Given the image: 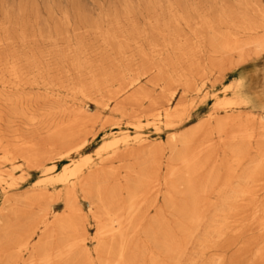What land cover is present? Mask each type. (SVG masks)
Masks as SVG:
<instances>
[{"label": "bare ground", "instance_id": "6f19581e", "mask_svg": "<svg viewBox=\"0 0 264 264\" xmlns=\"http://www.w3.org/2000/svg\"><path fill=\"white\" fill-rule=\"evenodd\" d=\"M258 1L245 0L243 7L237 9L213 0L206 7L185 0H167L165 10L153 15L152 10L160 5L159 0H147V9L152 11L155 20L152 31L158 35L149 46L162 56L158 62H150L122 79L115 88L111 87V79L105 72L90 65L87 68L78 57L71 60L70 65L85 68V77L68 82L70 73L65 61L56 63L55 69L51 67V58H45L42 50L30 46V38L34 35L25 27L19 32H11L6 27L0 32V188L5 192L17 188L27 179L29 168L39 174L32 192L25 197L28 201L26 209L6 210L9 199L0 207V223H3L0 264H97L94 253L102 264H138L144 250L137 243L130 244L128 236L137 233L135 227L143 228L145 216L142 214L136 220L135 213L155 187L154 182L159 181L162 170L165 169L166 176L159 186L166 188L165 204L183 219L192 223L198 221L196 195L209 190L207 184L211 176L200 186L196 184L195 176L215 151L210 142L215 134L223 142L226 169L217 193L253 194L246 182L248 178L254 181L264 173L262 162L254 166L239 188H232L231 183L236 177V169L246 161L250 150L255 151L259 159L264 157V115L259 119L244 115L243 109L249 105V100L241 94L240 81L225 85L223 92L230 90V95L211 94L215 97L212 108L193 132L180 135L175 130L191 118L192 103L187 97L203 92L209 76H213V84L222 78L214 72L217 57L249 44L264 50V8ZM135 14L134 7L125 3L123 11L114 13L113 18L117 22L120 16L131 18ZM6 20L11 21L8 16ZM86 23L89 28L101 30L98 21ZM182 24L189 28V35L182 32ZM116 32L104 31L101 34L104 43L114 47ZM131 33L138 35L139 27L133 24ZM135 40L131 42L138 43ZM126 41L116 45L117 49H124L129 40ZM21 46L23 49L20 50ZM79 46L81 50L85 48L83 44ZM140 51L149 58L143 49ZM165 76L170 80L159 83ZM143 78L146 79L144 83ZM147 83L153 88L148 89ZM155 86L160 88L157 93ZM33 88L43 91L34 100L27 93ZM208 94L205 92L204 97ZM39 99L46 104L40 122L47 133L43 140L34 134H25L21 129V125L33 124L38 119L33 113L32 101ZM71 101L79 102L69 110L67 104ZM87 101L98 109L96 114L88 115ZM103 110L128 116L127 124L134 129L135 135L120 129L96 149L97 162L87 155L74 160L72 155L81 154L89 144L87 135L97 134L95 129L88 131L87 128H94L102 120L99 114ZM143 116H151L162 123V126L159 122L154 124L156 131L173 130L167 146L160 142L151 144L144 136L141 131ZM252 122L257 126L254 127ZM111 126V129L119 128L120 122H112ZM177 143L183 148L178 149ZM166 151L170 153L167 159ZM130 156H142L144 160L138 163L135 181H127L125 198L120 199L117 186L107 184L115 175L114 170L105 168ZM64 159L71 163L59 169L58 162ZM16 169L23 171L18 178L14 177ZM213 178L212 183H215L220 176ZM180 184H184L183 190L179 189ZM80 191L89 199V206L95 204L100 210L92 236L89 228L77 220ZM180 193L187 197L183 203L177 198ZM58 201L65 207L60 216L54 210V203ZM250 202L254 203L255 213L264 216V202L256 204L253 198ZM151 225L159 235L158 243L169 253L167 257L175 259L181 242L167 230L160 212ZM177 225L179 230L188 233L183 224ZM52 237H55L54 241ZM91 240L96 243L95 252L88 247ZM26 254L29 259L25 258ZM166 259V256L160 261L151 257L150 262L168 264Z\"/></svg>", "mask_w": 264, "mask_h": 264}, {"label": "rangeland", "instance_id": "374dc122", "mask_svg": "<svg viewBox=\"0 0 264 264\" xmlns=\"http://www.w3.org/2000/svg\"><path fill=\"white\" fill-rule=\"evenodd\" d=\"M146 1L0 0V32L4 31L6 27L11 32H19L22 27H25L29 34L34 35L30 38V46L33 45L36 49L42 50L46 55L45 58L50 57L53 64L51 67L55 69L56 63L65 61L70 73L67 77L68 82L85 77L83 75L86 71L85 68L78 69L70 65L71 60L78 57L84 61V65H90L93 69H101L105 72L111 79V87L115 88L122 79H127L128 76L149 65L150 62H158L157 60L162 56L149 46L152 40L158 38L157 33L152 31L155 20L152 18L151 12L153 11L154 15L165 10L167 0H159L160 5L155 6L152 11H148ZM185 1L196 2L202 7H206L212 0ZM213 1L241 9L245 0ZM258 2L264 8V0ZM125 3L133 6L136 14L131 18L120 16L115 22L114 13H121ZM6 16L11 21H7ZM88 20L100 22L101 30L89 28L86 23ZM133 24L139 27L140 31L135 36L131 33ZM180 27L183 33L189 35L190 30L187 26L182 24ZM106 30L117 31L113 40L114 47L105 44L102 39L101 34ZM132 39H136L135 41L138 43L131 42ZM126 40H129L128 45L122 50L117 49L116 45L124 44L127 42ZM81 44L85 46L82 50L79 49ZM21 49L23 46L20 47ZM140 49L148 54V59L142 55ZM215 60L217 62L214 70L215 75L219 74L222 78L213 84V76H209L210 79H207L203 92L187 97V101L192 103L191 118L175 130L180 135L193 132L207 118L215 101L212 93H216L217 96L230 95L231 91L223 92V88L236 80L241 82V94L249 100V105L243 109L244 115L258 117V119L264 115V50L254 44H249L239 50L219 56ZM182 66L188 67L187 65ZM169 80V77L165 76L161 78L159 83L165 84ZM144 82H146L145 78L142 79V83ZM146 86L148 89L153 88L148 83ZM154 88L156 93L159 92L158 86ZM205 92H209L206 97H204ZM27 93L34 100L43 91L33 88ZM104 94L105 96L108 95L106 89H104ZM78 102H69L67 104L69 110L74 109ZM32 103L35 106L34 109L36 108L33 109V113L37 115L38 119L33 124L21 125V129L25 134H34L37 139L43 140L47 133L40 122L43 120L41 114L46 109V104L42 99L32 101ZM147 104L145 103L144 106ZM86 107H88V115H94L98 111L91 101H87ZM99 115L102 120H99L94 128L90 126L87 128L88 131L95 129L97 134L93 136L92 133H89L87 135L90 139L89 144L81 154L72 155L74 160L79 159L81 155H87L97 162L96 149L104 139L117 134L120 129L129 132L132 136L135 135L134 129L127 124L128 116H121L120 113H109L104 110ZM141 120L144 124L141 131L149 142L151 144L160 142L163 146H167L173 130L162 128L156 131L154 124L159 120L151 116H143ZM117 121L120 122V127L111 129L113 127L111 123ZM256 124V122H252L254 127L257 126ZM159 125L162 126V123L159 122ZM198 137L201 138L200 135H197ZM210 142L214 145L215 151L195 176V182L198 186L204 183L208 176H211L209 184H207L209 190L203 194L198 192L196 195L199 208L198 221L192 223L190 220L183 219L165 204L166 188L164 185L159 186V182L166 176L165 169L162 170L159 181L154 182L155 187L148 192L146 201L139 206L135 213L136 220L142 214L145 216L143 228L140 230L139 227H135L134 230L137 233L133 234L132 232L128 236L130 244L137 243L144 250L138 264H151V257H156L160 261L165 259V256L168 264H264V216L255 213L254 203L250 202L251 198L257 202L256 204L264 202V173L257 176L254 181L248 178L246 186L252 188L253 194L235 196L230 191L217 193L226 171L224 167L225 150L222 140L216 134L210 138ZM177 147L178 149L183 148L180 143H177ZM168 157H170V153L166 151L165 159ZM143 160L142 156L138 158L130 156L122 161L116 160L105 168L106 170H114L115 175L108 180L107 184L117 186L120 190V199L125 198L127 181L129 180L130 183L135 181L139 169L138 163L143 162ZM259 162L264 164V157L259 159L255 155V151L250 150L246 161L234 173L236 177L232 179V188H239ZM58 163L59 169H62L71 161L64 159ZM28 172L27 179L21 182L17 188L6 192L0 188V207H3L4 200L9 199L6 203L8 205H6V210H9L8 208H27L28 201L25 197L32 192L34 182L39 178L35 169L29 168ZM22 173V170L16 169L14 177L18 178ZM127 174L129 175L128 179L126 178ZM215 175H219L220 178L212 183ZM185 178L184 174L183 179ZM179 189L183 190L184 184H180ZM177 198L181 203L187 199L181 193L177 195ZM89 203V199L84 197V193L80 191L77 199V206L80 207L77 220L89 228L92 236L96 231V217L100 216V210L95 204L92 207L89 206ZM151 203L156 204V206H149ZM54 205L56 215H62L65 210L63 202L58 201ZM159 212L167 230L181 242L180 252L175 259L170 260L167 257L169 253L158 243L159 235L156 233V229L152 225L150 227V224L158 219ZM179 222L187 228V234L179 230L177 225ZM2 228L3 223H0V232ZM146 229L147 234L145 233ZM54 239L55 237H52L53 241ZM0 243H2L1 240ZM88 247L92 252H95L96 243L91 240ZM93 257L97 264H102L101 260L97 259L96 253ZM25 258H28V254L25 255Z\"/></svg>", "mask_w": 264, "mask_h": 264}]
</instances>
